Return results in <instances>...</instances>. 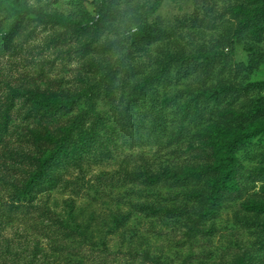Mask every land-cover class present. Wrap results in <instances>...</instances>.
<instances>
[{
  "label": "rangeland",
  "instance_id": "rangeland-1",
  "mask_svg": "<svg viewBox=\"0 0 264 264\" xmlns=\"http://www.w3.org/2000/svg\"><path fill=\"white\" fill-rule=\"evenodd\" d=\"M2 37L0 264H264V90L203 96L264 80V0H0Z\"/></svg>",
  "mask_w": 264,
  "mask_h": 264
},
{
  "label": "trees",
  "instance_id": "trees-1",
  "mask_svg": "<svg viewBox=\"0 0 264 264\" xmlns=\"http://www.w3.org/2000/svg\"><path fill=\"white\" fill-rule=\"evenodd\" d=\"M97 11V7H95V12ZM25 17L26 19H36L43 22L47 21V16L42 11H26L22 16L19 18L18 21L22 20ZM7 38L2 37L0 38V47H7ZM4 49V48H0ZM254 90H264V80L254 82L252 84L246 85L244 87L234 88V87H222L215 89L211 92H205L203 96L205 97L206 101L215 102L220 97H227L229 95L239 96L242 93H246L249 91ZM12 97H15V100L22 98V95L13 93ZM83 97L82 94H78L77 96L73 97L70 101L60 103V102H52V101H42L39 99H34V103L49 112L52 113H60V112H67L71 111L73 106L81 100ZM258 110V109H257ZM218 136L224 135V139L226 142L220 146V151L215 161V171L218 175L217 179L213 182L212 190L210 195L208 196L204 206L201 209L199 214L200 218H208L212 215V211L217 204V201L220 198V194L226 191H232L235 188V181H234V168H235V153L238 147L244 143H246L249 139L253 137V134L248 132V130H243L239 128L229 135V133L219 131ZM62 152V150H57L52 156L48 158L47 161L52 162L54 161V156L58 155V152ZM56 158V156H55ZM57 159V158H56ZM42 176V169L39 170L36 174L32 176V180L35 182L40 179ZM173 176L172 173L166 172V174H160L158 176L149 177L150 181H155L160 179L161 177H171Z\"/></svg>",
  "mask_w": 264,
  "mask_h": 264
}]
</instances>
